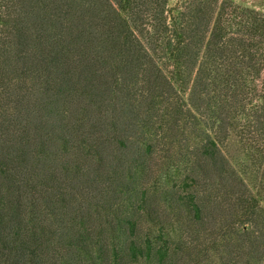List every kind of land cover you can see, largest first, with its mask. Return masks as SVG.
<instances>
[{
    "label": "trees",
    "instance_id": "16d2710c",
    "mask_svg": "<svg viewBox=\"0 0 264 264\" xmlns=\"http://www.w3.org/2000/svg\"><path fill=\"white\" fill-rule=\"evenodd\" d=\"M166 1L39 0L38 33L14 26L20 111L0 123L10 264H264V173L258 195L249 183L264 85L250 110L244 92L249 61L264 62V14ZM234 137L238 169L220 145Z\"/></svg>",
    "mask_w": 264,
    "mask_h": 264
},
{
    "label": "rangeland",
    "instance_id": "374dc122",
    "mask_svg": "<svg viewBox=\"0 0 264 264\" xmlns=\"http://www.w3.org/2000/svg\"><path fill=\"white\" fill-rule=\"evenodd\" d=\"M39 0H0V123H3L6 119L11 120L13 111L15 113H18L20 110L15 108V103H11V101L14 99V89L12 87V83L9 81V78L14 72V66L15 63V53L17 52L15 44L13 43L14 40L11 38V32L14 31V26L20 25L22 26L25 22V26L27 29H25V32H27V35L33 36L36 35L37 32V19L34 17L35 15H40L42 11L41 3L39 4ZM191 0H167L165 4V9H168V7L176 6L180 4L181 2H189ZM222 1L225 0H209L206 4L209 7L213 8L212 12L215 14L218 11L219 5ZM232 1V7H238L240 9H248L249 11H257V13H263L264 14V0H229ZM256 13V12H255ZM212 14V15H213ZM214 17V15H213ZM40 19V18H39ZM29 33V34H28ZM12 47V48H11ZM262 52V51H261ZM260 58L262 56H259ZM251 66H247L246 69L248 71V85L247 87H253L251 89H244V92H249L246 94L251 100L248 101V108L246 110H250V106L253 104H262V99L260 95L262 94V89L264 83L262 82L261 77L263 76L264 72V62L263 60L259 62L249 61ZM248 63V64H249ZM246 66V63L244 64ZM255 69L259 70L258 74H255ZM33 80V79H32ZM7 82L11 84H7ZM21 81H19L20 83ZM37 82L31 81V79L26 82L27 88L30 86V97L31 99L34 98L35 91L37 89L36 85ZM21 84V83H20ZM23 85V84H21ZM27 88L23 89V94L26 92ZM29 90V89H28ZM254 95V96H253ZM256 95V96H255ZM29 103V102H28ZM225 102L222 103V105H218L220 108L224 106ZM30 107V105H27ZM15 108V109H14ZM32 112V115H38L40 113L39 108H33L30 109ZM21 115H24V117L27 115L25 111L20 113ZM249 114V113H245ZM111 115H113L111 113ZM242 115V114H241ZM224 117L225 115H221ZM21 117V116H20ZM16 122H19V120H16ZM7 123V122H6ZM7 124H5L6 126ZM125 126V125H124ZM13 128H17V126H11ZM7 130V128H5ZM29 132L31 134H36L38 132V129L30 128ZM39 135V133H37ZM235 138V139H234ZM234 138H228L221 142L222 151L227 156L229 161L232 163V165L238 169L240 168L239 164L249 163L245 156L243 155V150L240 149L241 146L244 145V143L239 142L236 137ZM163 158L161 155L153 156L149 159V164L156 167V166H162L163 165ZM259 165V164H258ZM258 165L256 167H253V171H256L255 174H257L256 177H254L256 182H250L252 193L255 195H258V191L260 190V185L262 183V174L264 173V163H260L259 167ZM254 175V172H252ZM245 179L248 181L249 178H253L250 176V173L246 176L244 174ZM181 180H176L175 183L178 184ZM6 184L0 181V214L3 212H6V208L2 209L3 206H7L8 203H14V198L12 195H10V191H5ZM154 199H156L154 197ZM25 201V198L22 199ZM8 208V206H7ZM23 208V204L21 206V209ZM163 209L162 207H160ZM165 211V208L163 209ZM145 226V224H144ZM249 227V230L252 232L253 236H255L258 232V227L255 224H251ZM169 228V227H168ZM9 233L8 229L4 230V236L6 237V234ZM9 252V253H8ZM10 254V256H8ZM10 260H9V259ZM212 260L215 264H220L218 260H216V257L212 256ZM9 261V262H7ZM11 253L9 249H6L5 252L0 251V264H10L12 262ZM207 263V262H206ZM201 263V264H206ZM212 264V263H211Z\"/></svg>",
    "mask_w": 264,
    "mask_h": 264
}]
</instances>
